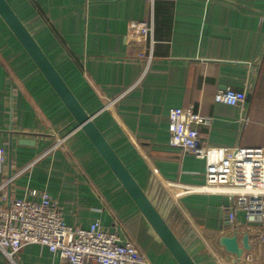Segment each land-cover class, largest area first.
<instances>
[{
    "label": "crops",
    "instance_id": "1",
    "mask_svg": "<svg viewBox=\"0 0 264 264\" xmlns=\"http://www.w3.org/2000/svg\"><path fill=\"white\" fill-rule=\"evenodd\" d=\"M7 1L193 260L264 264V220L236 208L229 222L222 194L163 183L204 182V159L168 143L169 107L210 116L199 129L215 151L264 148V0ZM129 20L152 22L142 57L125 40ZM227 87L245 91L242 106L214 99ZM0 148V182L11 179L0 203L46 190L68 224L97 220L152 264H178L1 16ZM245 232L250 247L239 258L219 242L233 233L241 242ZM16 261L71 264L38 243ZM0 264H12L2 252Z\"/></svg>",
    "mask_w": 264,
    "mask_h": 264
},
{
    "label": "built area",
    "instance_id": "2",
    "mask_svg": "<svg viewBox=\"0 0 264 264\" xmlns=\"http://www.w3.org/2000/svg\"><path fill=\"white\" fill-rule=\"evenodd\" d=\"M151 31L149 20L128 21L125 40L134 46V55L142 57L146 50H152ZM245 95L244 90L227 87L217 91L214 99L242 106ZM167 117L168 143L203 158L205 169L201 184L182 185L166 180L164 185L174 193L222 194L228 200L225 216L229 222L234 221L236 208L243 210L249 220L263 221L264 148L233 145L213 150L203 143L199 129L210 122V116L192 106L169 107ZM3 151L0 148V162ZM10 180L0 182V198H6ZM28 243L45 245L60 261L71 264H152L132 240H122L116 231L103 228L97 220L87 226L68 224L51 195L37 188L26 190L25 195L14 197L6 204L0 203V252L12 264H18L16 255ZM216 262L224 264L220 260Z\"/></svg>",
    "mask_w": 264,
    "mask_h": 264
},
{
    "label": "water",
    "instance_id": "3",
    "mask_svg": "<svg viewBox=\"0 0 264 264\" xmlns=\"http://www.w3.org/2000/svg\"><path fill=\"white\" fill-rule=\"evenodd\" d=\"M0 16L69 110L77 126L83 130L108 167L125 188L170 254L178 264H197L186 250L183 242L169 226L159 206L153 203L145 190L133 177L119 155L92 120V115L88 114L83 108L58 70L7 0H0ZM156 185L159 191L158 196L160 201L163 202L168 198V195L159 183ZM219 242L228 252L235 254L238 258L242 254L243 249L250 247L247 232L241 236V242L238 239L237 233L222 235L219 238Z\"/></svg>",
    "mask_w": 264,
    "mask_h": 264
}]
</instances>
